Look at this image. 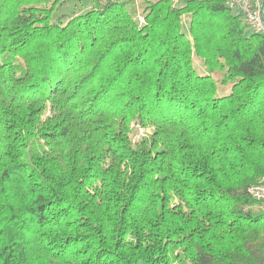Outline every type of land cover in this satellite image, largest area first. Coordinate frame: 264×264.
I'll return each instance as SVG.
<instances>
[{"label":"trees","instance_id":"1","mask_svg":"<svg viewBox=\"0 0 264 264\" xmlns=\"http://www.w3.org/2000/svg\"><path fill=\"white\" fill-rule=\"evenodd\" d=\"M62 1L0 0V264H264V36L228 0Z\"/></svg>","mask_w":264,"mask_h":264},{"label":"rangeland","instance_id":"2","mask_svg":"<svg viewBox=\"0 0 264 264\" xmlns=\"http://www.w3.org/2000/svg\"><path fill=\"white\" fill-rule=\"evenodd\" d=\"M124 3L130 13L134 16L135 20L139 23L144 21L143 10L147 0H119ZM187 0H175L176 5L181 6ZM93 7L92 0H64L62 1L55 10L52 18L57 19L59 17L63 18V21H68L70 18L84 13ZM183 27L185 29L188 28V18H183ZM196 65L198 68L203 69L202 62L196 58ZM150 128H148L149 131ZM145 132H147L144 128L135 127L133 130L132 138L134 140H138ZM260 207V206H258ZM174 264H180L176 261Z\"/></svg>","mask_w":264,"mask_h":264},{"label":"built area","instance_id":"3","mask_svg":"<svg viewBox=\"0 0 264 264\" xmlns=\"http://www.w3.org/2000/svg\"><path fill=\"white\" fill-rule=\"evenodd\" d=\"M228 6L242 14L248 26L264 36V7L262 0H228ZM251 196L264 211V176L250 186Z\"/></svg>","mask_w":264,"mask_h":264},{"label":"water","instance_id":"4","mask_svg":"<svg viewBox=\"0 0 264 264\" xmlns=\"http://www.w3.org/2000/svg\"><path fill=\"white\" fill-rule=\"evenodd\" d=\"M139 264H146L144 261H141Z\"/></svg>","mask_w":264,"mask_h":264}]
</instances>
